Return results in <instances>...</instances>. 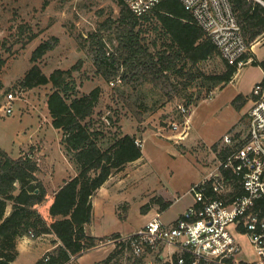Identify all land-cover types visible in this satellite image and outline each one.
<instances>
[{
    "label": "rangeland",
    "instance_id": "1",
    "mask_svg": "<svg viewBox=\"0 0 264 264\" xmlns=\"http://www.w3.org/2000/svg\"><path fill=\"white\" fill-rule=\"evenodd\" d=\"M120 1L0 0V58L5 60L0 70V147L14 159L33 151L40 164L38 177L47 183L49 192L76 173L64 153L62 135L52 125L48 109L51 86L27 90L20 85L33 65V51L53 37L58 42L41 59L43 72L50 75L57 68L69 69L81 60L82 69L75 74L80 95L102 88L101 100L91 119L95 128L105 138L123 132L135 135L143 144L142 158L114 173L94 200L90 232L111 234L109 238L131 234L157 214L170 223L194 204L188 193L190 186L218 165L224 136L243 132L241 124L250 108L244 102H249L253 86L264 79L262 67L250 62L239 67L230 82L210 94V85L200 77L190 80L173 76L166 91L135 80L122 87L119 82L107 83L97 71L94 53L91 55L88 50L95 38L109 52L117 46L115 28ZM155 26L152 17L141 20L136 30L141 42H157L159 48L164 39ZM259 42L255 52L258 60L263 61L264 40ZM198 70L214 75L223 73L226 65L222 56H216L201 63ZM189 101L193 103L188 108L189 134L181 139L171 123L185 121L179 106ZM133 104L142 115L141 121L131 112ZM8 107L12 108L11 114L6 112ZM159 198L171 201V206L162 209ZM52 236L21 238L19 255L13 264H37L49 253L45 249L54 243ZM115 250L113 245L94 248L68 264H89ZM81 256L84 257L79 261ZM113 264L164 263L151 254L135 257L125 248Z\"/></svg>",
    "mask_w": 264,
    "mask_h": 264
},
{
    "label": "trees",
    "instance_id": "2",
    "mask_svg": "<svg viewBox=\"0 0 264 264\" xmlns=\"http://www.w3.org/2000/svg\"><path fill=\"white\" fill-rule=\"evenodd\" d=\"M261 1L263 3L231 0L250 50L253 44L264 39V0ZM118 4L117 46L109 52L104 43L95 38L88 50L89 54L94 53L97 71L107 83L119 82L118 86L122 87L135 80L166 91L173 76L190 80L200 77L210 85V94L230 82L237 73L238 67L225 60L223 73L209 75L198 70L201 63L221 54L180 0H162L140 17L123 1ZM152 17L156 31L164 39L159 48L157 42H141L136 30L141 20L148 21ZM57 42L58 38L53 37L36 47L31 57L33 65L20 85L27 90L51 86L48 109L52 125L62 135L64 153L75 167L76 175L49 197L37 174L40 164L36 154L32 151L14 159L0 147V264H13L19 255L18 241L31 233L35 237L53 234L57 238L54 240L57 246L46 254L49 260L45 262L43 257L37 264H68L73 258L96 248L98 242L108 239L87 232L94 214L93 198L114 173L143 156L135 135L120 132L105 138L101 130L95 128L91 119L101 100L102 88L96 87L88 94L80 95L75 74L82 69L81 60L69 69L57 68L50 75L43 72L40 61ZM246 58L264 70V60L260 61L252 54ZM4 63L5 60L0 58V70ZM192 105L189 101L184 106L188 109ZM134 106H131V112L141 121L142 115ZM228 151L229 148L222 150L219 156ZM159 202L162 209H168L172 204L161 198ZM125 248L129 250L125 243L118 244L114 252L94 264H113Z\"/></svg>",
    "mask_w": 264,
    "mask_h": 264
},
{
    "label": "built area",
    "instance_id": "3",
    "mask_svg": "<svg viewBox=\"0 0 264 264\" xmlns=\"http://www.w3.org/2000/svg\"><path fill=\"white\" fill-rule=\"evenodd\" d=\"M122 1L140 17L162 0ZM180 1L228 64L239 68L252 61L231 0ZM249 104L243 132L223 138L222 150L230 151L190 186L194 204L170 223L157 214L139 230L100 241L96 248L125 243L135 257L151 254L165 264H264V79L253 86ZM179 111L185 121L171 127L184 139L189 110L181 105ZM136 144L143 146L138 139Z\"/></svg>",
    "mask_w": 264,
    "mask_h": 264
},
{
    "label": "crops",
    "instance_id": "4",
    "mask_svg": "<svg viewBox=\"0 0 264 264\" xmlns=\"http://www.w3.org/2000/svg\"><path fill=\"white\" fill-rule=\"evenodd\" d=\"M263 40H264V39H263ZM263 43H264V42H263ZM259 44H261V42L257 41L255 44L252 45V48H251V50H250L251 54H252L253 56H255L257 59H258V56H257V54H256V52H255V48H256ZM245 101H247V99H245ZM244 103H245L244 105H246V106L249 105V104H248L249 102H244ZM189 122H190V117H189ZM131 135H133V134H131ZM74 169H75V167H74ZM75 171H76V170H75ZM75 175H76V173H75L73 176H70V177H68L67 179H64V181H63L62 184H59L57 188L51 189L50 192H49L50 188L48 187L47 183H45V182L42 181V182L44 183V186H45L46 190L48 191V196H49V197H52V196L55 194V192L58 191L59 188L65 183L66 180H69L70 178L74 177ZM203 177H204V176H203ZM105 185H106V184H105ZM105 185H104V186H105ZM104 186H103V187H104ZM103 187H102V188H103ZM102 188H101V189H102ZM101 189H100V190H101ZM100 190L98 191V193H97V194L95 195V197L93 198V204H94V200H95L96 196L99 194ZM94 209H95V204H94ZM166 211H167V210H166ZM166 211H165V212H166ZM165 212H164V213H165ZM151 219H152V218H151ZM92 223H93V220H92V222L87 226V232H88L90 235H92V236H94V237H97V238L108 237V236L111 235V234H98V233H92V232H90V227H91ZM112 234H114V233H112ZM52 237H53V241L57 239L55 235L52 236ZM56 246H57V244H54V243H53L50 247H47V248L45 249V251L50 252V251L54 250V248H55ZM93 250H94V249H93ZM98 250H99V249H98ZM91 251H92V250H91ZM89 252H90V251H89ZM107 255H108V252H106V254L104 255V257H103L102 259L98 260V261L103 260L104 258L107 257ZM84 256H85V255H84ZM84 256H81V257L79 258V261H80ZM98 261H94V262L89 263V264H94V263H96V262H98Z\"/></svg>",
    "mask_w": 264,
    "mask_h": 264
},
{
    "label": "water",
    "instance_id": "5",
    "mask_svg": "<svg viewBox=\"0 0 264 264\" xmlns=\"http://www.w3.org/2000/svg\"><path fill=\"white\" fill-rule=\"evenodd\" d=\"M257 1H259V2L263 3L261 0H257Z\"/></svg>",
    "mask_w": 264,
    "mask_h": 264
}]
</instances>
